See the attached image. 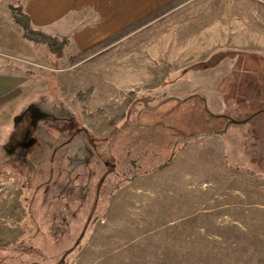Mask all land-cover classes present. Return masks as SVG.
Segmentation results:
<instances>
[{"label":"rangeland","instance_id":"1","mask_svg":"<svg viewBox=\"0 0 264 264\" xmlns=\"http://www.w3.org/2000/svg\"><path fill=\"white\" fill-rule=\"evenodd\" d=\"M250 51L264 58V0H191L93 62L54 58L48 84L66 105L53 113L83 131L77 151L55 126L15 161L8 150L36 144L32 112L18 128L20 108L6 112L0 264H264V114L226 125L205 110L264 108V60Z\"/></svg>","mask_w":264,"mask_h":264},{"label":"crops","instance_id":"2","mask_svg":"<svg viewBox=\"0 0 264 264\" xmlns=\"http://www.w3.org/2000/svg\"><path fill=\"white\" fill-rule=\"evenodd\" d=\"M176 1L178 0H0V99L10 92L20 91L19 95L0 105V138L2 133L1 124H4L3 121L5 120L3 118L5 119L7 116L6 112L8 110L14 108L9 114L10 119L17 114L22 117L27 109L37 113L36 117H40L31 120L32 130L29 135L36 140V144L29 150H25L18 145L13 147L15 149L8 150L14 160H18L16 157L19 156L33 155L34 148L39 147L40 135L52 138L54 141L56 135L52 134V137H49L51 136L49 134L55 131V126L58 127L56 132L57 137H59L58 140L61 141L60 145H66V147H69L68 150L77 151L76 144L78 141L75 138V133L76 131L82 132L83 125L79 122L80 116L75 117L70 114L59 118L54 115L53 112H55L54 108L56 106L66 105L59 95L56 98L51 93L50 89L59 87L56 84L57 81L50 86L48 84L49 77L52 76L50 72L57 71L49 68L52 64L54 65L56 58L48 52L46 47L33 44L22 38L20 29L9 13L10 6L19 7L28 16L32 29L59 40L67 38L68 45L64 49V56L68 54L71 57L113 37L135 22ZM189 1L191 0H184L178 6L166 12L165 15L147 25L156 23L171 13H177ZM241 10H244V8H241ZM241 10H232V14L247 12ZM139 30L111 43L103 55L107 54L113 45L132 38ZM224 60L227 59L224 58ZM230 71L232 70H229V73ZM233 71L241 73L240 71ZM133 73L134 76L124 82L134 84L135 77L139 74L137 72ZM226 74H228V71ZM114 75L115 73H113ZM119 82V79L111 80V85L106 90L111 93L114 88L118 87L115 84L118 85ZM59 90L62 92L61 88ZM77 99L78 102L75 103L83 102L78 97ZM17 107L20 108L18 109L19 112L22 109L23 111L27 109L23 113L18 112L16 114L15 109ZM19 119H15L14 125L17 124L16 128L21 124ZM6 127L7 125H5ZM7 128L4 134L7 133ZM71 138H73L72 142ZM74 140L77 142L70 148ZM3 147L7 149L0 139V148ZM16 150L19 151L16 152ZM84 152L86 155L88 154L87 149ZM12 161L0 160L6 167L10 166L9 164ZM19 161L20 165L24 167L22 160L19 159Z\"/></svg>","mask_w":264,"mask_h":264},{"label":"trees","instance_id":"3","mask_svg":"<svg viewBox=\"0 0 264 264\" xmlns=\"http://www.w3.org/2000/svg\"><path fill=\"white\" fill-rule=\"evenodd\" d=\"M183 1L184 0H178V1H176L170 5H167L164 8H162L161 10L151 14L150 16H148V17H146V18H144L138 22H135L133 25H131L130 27L120 31L119 33H117L113 37H111L107 40L101 41L98 44H95V45L89 47L88 49L81 51L74 56L69 57V59H68L69 65L71 67H73L75 65H78L81 62H88V61L93 62V61L97 60L98 58L103 56V54L106 52V48H108L111 45V43H113L117 40H120L121 38L141 29L143 26L159 19L160 17L165 15L166 12L170 11L175 6H178ZM9 13H10L14 23L20 29L21 36L24 40L31 42L33 44H36V45H42V46L46 47L48 52L50 54H52L56 59H60L63 57L64 49L68 45L67 38H62L59 40V39H56L54 37L48 36V35L40 32V31L32 29L28 16L26 14H24L19 7L10 6L9 7ZM217 53H219L222 58L230 57L231 54H233L232 50H225V51H221V52H217ZM246 53H251V52H246ZM223 54H224V57H223ZM251 55H254V56L258 55L259 56L260 54L251 53V54H247V57L249 58ZM259 60H264V58L260 57ZM211 63H214V62L211 60V57H210L208 59V61L204 63V66L205 67H211V66L215 65V64H211ZM263 63H264V61L262 62V65H263ZM244 71L251 73V71H246V70H244ZM239 74L246 75L243 72H241V73L234 72L232 75L239 76ZM255 91H257V90H255ZM255 91H254V93H255ZM262 91L264 92V90H262ZM262 91L260 92V94L262 93ZM19 92H20L19 90H15L13 92H10L9 94L4 96L3 98H1L0 99V105L3 104L4 102L10 100L11 98H14L17 95H19ZM90 92H91V87H89V89H87L83 92H78L77 97L83 101V100L87 99ZM262 110H264V108L257 110V111H262ZM28 111H30V109H27V111H25V113L22 115V117L21 116L19 117L20 123H22V121L25 119V117L30 116ZM31 112H32V118H30V120H29L30 121L29 122L30 127L27 129V130H29V132L32 130L31 120H34L35 117L37 116V113H35L33 111H31ZM260 114H264V112H261ZM260 114H258V115H260ZM258 115H256V116H258ZM249 116H251V115H249ZM255 117H253V118H255Z\"/></svg>","mask_w":264,"mask_h":264},{"label":"water","instance_id":"4","mask_svg":"<svg viewBox=\"0 0 264 264\" xmlns=\"http://www.w3.org/2000/svg\"><path fill=\"white\" fill-rule=\"evenodd\" d=\"M200 99L204 102V100H203L201 97H200ZM205 108H206V107H205ZM205 110H206V112L208 113V116H209V117H212V118H217V117L225 118L226 121H227L226 125H237V124H243V123H246V122H248L249 120H251L253 117H255L256 115L260 114L261 112H264V110H262V111H257V112H255V113H253L251 116L245 118L244 120H236V119H233V118L228 117V116L225 117V115H214V114L210 113L207 109H205ZM84 230H85V229H84ZM84 230L82 231L80 237H82V235L84 234ZM77 244H78V241L75 243V245H77Z\"/></svg>","mask_w":264,"mask_h":264}]
</instances>
